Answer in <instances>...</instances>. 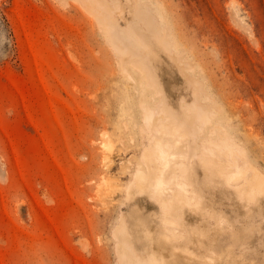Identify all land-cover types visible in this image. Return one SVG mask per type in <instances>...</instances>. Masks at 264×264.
<instances>
[{"label":"rangeland","instance_id":"rangeland-1","mask_svg":"<svg viewBox=\"0 0 264 264\" xmlns=\"http://www.w3.org/2000/svg\"><path fill=\"white\" fill-rule=\"evenodd\" d=\"M115 1L118 28L139 24L152 44L138 48L157 56L148 59L160 91L111 41L91 0H0V264H125L124 244L144 262L156 247L141 230L158 208L135 180L147 150L173 141L157 129L164 102L191 116L167 180L222 136L241 151L233 168L264 176V0H144L167 51L130 13L132 0ZM210 206L219 219L188 209L183 219L201 233L200 252L215 255L209 264H264V202L215 193ZM176 252L164 251L169 264H203Z\"/></svg>","mask_w":264,"mask_h":264},{"label":"bare ground","instance_id":"bare-ground-1","mask_svg":"<svg viewBox=\"0 0 264 264\" xmlns=\"http://www.w3.org/2000/svg\"><path fill=\"white\" fill-rule=\"evenodd\" d=\"M91 1V8L93 7L95 10L93 11H97L96 13L101 16V21L105 25L104 27L109 33L111 41L118 48L125 49L126 57H131L130 61L142 72L147 86L152 87L155 91H160L162 89L160 77H158L154 64L150 61L151 57L155 60L157 56H153L150 53L146 56L138 48L142 44L152 47V44L145 36L146 33L138 29L139 24L130 25L133 27L129 28L126 27L128 28L127 31H124L126 30L125 27L124 29L121 27L123 30H120L118 28L120 25L116 23L118 20L115 21L114 18V6L109 3V0ZM130 6L132 11H129L130 13L133 12L134 18L137 21L139 19V21L145 22L153 32L156 42L158 44L162 43L166 51L170 50L166 34L157 23L149 4L144 0H132ZM115 11H118V9ZM121 15L119 14L118 16ZM121 17L123 18V15ZM133 29L134 32H132ZM148 56L150 57L149 59ZM173 57V60H176L178 66L181 68L180 70H182L178 57L175 55ZM146 89L148 88L142 86L141 90L143 92ZM141 105L144 113L147 115L146 122H150L153 118L154 110L143 102ZM162 113L163 116L159 121L157 129L166 135H171L173 141H156L152 148L147 150V171H140L135 180L136 191L147 194L156 203L158 208L155 226L152 228L144 227L141 230L149 242L155 244L156 248L152 250L144 262H141L139 258L134 255L132 256L128 252L129 248L124 244L121 246V252L125 255L123 262L125 264H169L164 251L170 250L171 253L169 255H177L176 251H181V253L184 252L183 254L187 256L198 257L203 264H209L214 260L215 255L207 251L204 253L200 252L202 243L201 233L183 221L185 210H191L201 218L209 214L219 219L216 210L211 209L210 206L212 195L215 193L220 196L236 198L243 207H248L249 205L256 206L264 202V176L260 174V171H257L258 169L252 168L253 175L247 178L245 177L244 170L233 168V164L236 162V155L241 154V151L231 139L222 136L219 142L210 144L208 153L203 152L198 154L192 149L194 159H187L181 162L178 167L180 173L172 174L171 178L167 180L164 171L171 166V162L177 156L181 155L173 151V147L187 133L186 124L190 121L189 117L191 116L188 114L181 119L165 102L162 105ZM203 116L206 119L207 112L203 111ZM195 128H200V126L196 125ZM221 155L225 156V161L220 158ZM198 165L202 167L205 173L203 177L198 176L196 173ZM243 176L244 181L242 183L234 182ZM171 183L175 185L172 194L170 196L164 195V193L166 194V190L170 188L169 185ZM178 225L183 227L184 233L177 229ZM121 231H125L124 225H120L119 233Z\"/></svg>","mask_w":264,"mask_h":264}]
</instances>
